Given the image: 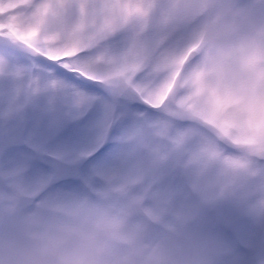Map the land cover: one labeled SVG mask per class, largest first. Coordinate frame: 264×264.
Segmentation results:
<instances>
[{
  "label": "snow or ice",
  "instance_id": "obj_1",
  "mask_svg": "<svg viewBox=\"0 0 264 264\" xmlns=\"http://www.w3.org/2000/svg\"><path fill=\"white\" fill-rule=\"evenodd\" d=\"M69 33L87 35L74 52ZM219 42L248 73L238 96L197 55ZM258 60L264 0H0V241L99 226L135 250L222 199L264 213ZM97 128L94 150L66 155Z\"/></svg>",
  "mask_w": 264,
  "mask_h": 264
},
{
  "label": "clouds",
  "instance_id": "obj_2",
  "mask_svg": "<svg viewBox=\"0 0 264 264\" xmlns=\"http://www.w3.org/2000/svg\"><path fill=\"white\" fill-rule=\"evenodd\" d=\"M44 30L51 31L46 21L34 24L22 33L27 42L36 39ZM73 44L87 39V35L74 36L69 33L66 37ZM54 39V37H49ZM223 42L200 46L198 57L208 64V80L222 90L227 85L235 96L248 73L242 68L241 62L221 52ZM256 71L264 69V61L258 60L254 66ZM255 182L257 178H250ZM264 222V213L258 208L251 210ZM80 216L74 217L79 222ZM188 225L178 232L168 233L165 239L158 242L155 237H145L138 242L133 250L130 245L115 241H105L106 237L99 226H92L86 234L61 232L46 244L35 237L39 230L37 222L32 223L26 230V235L19 241L18 247L9 249L0 241V260H10L11 264H199L194 256V241L188 234Z\"/></svg>",
  "mask_w": 264,
  "mask_h": 264
},
{
  "label": "rangeland",
  "instance_id": "obj_3",
  "mask_svg": "<svg viewBox=\"0 0 264 264\" xmlns=\"http://www.w3.org/2000/svg\"><path fill=\"white\" fill-rule=\"evenodd\" d=\"M3 103L0 97V105ZM101 133L102 130L97 128L87 138L71 134L66 155L75 158L94 150ZM211 208L216 212L211 213ZM187 227L199 264H264V222L245 204L234 199H222L213 205L201 207ZM163 239V234L157 237L158 242ZM246 244L251 246L246 247Z\"/></svg>",
  "mask_w": 264,
  "mask_h": 264
}]
</instances>
